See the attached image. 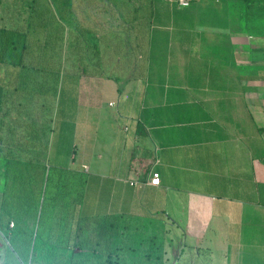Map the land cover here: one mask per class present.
Here are the masks:
<instances>
[{"label": "crops", "instance_id": "obj_1", "mask_svg": "<svg viewBox=\"0 0 264 264\" xmlns=\"http://www.w3.org/2000/svg\"><path fill=\"white\" fill-rule=\"evenodd\" d=\"M51 1L71 30L77 11ZM78 1L127 2L131 26L147 19L143 73L111 71L129 78L115 81L117 114L81 122L76 169L96 178L90 217L128 222L114 239L135 249L129 264H264V45L234 29L231 0ZM126 43L136 60L134 32ZM2 152L0 140V183ZM151 170L158 185L146 183Z\"/></svg>", "mask_w": 264, "mask_h": 264}, {"label": "rangeland", "instance_id": "obj_2", "mask_svg": "<svg viewBox=\"0 0 264 264\" xmlns=\"http://www.w3.org/2000/svg\"><path fill=\"white\" fill-rule=\"evenodd\" d=\"M231 1L234 29L247 34L249 38L256 40L258 45H264V0ZM17 2L20 4L21 11L20 25L25 23L22 17L28 14L26 7L29 5H31L30 16L35 22L40 20L45 22L47 19L45 11L49 8L55 10V4L51 0H3V5L11 9L12 6L16 7ZM63 6L67 10L77 11L72 16L76 21L74 26L86 27L88 25L91 28L92 32L84 33L85 39L89 38L91 43L102 36H109L111 40H114L113 42L120 40L121 49L119 51H114V46H110L106 54L94 53L95 58L102 59L101 68L111 72L121 67H130L136 74L145 69V64L149 62L142 60L139 47H136L137 60L127 59L132 57L128 54L127 43L124 44L128 38L127 22L129 20L128 13H121L124 12L122 8L127 7V2L98 1L93 7L88 1L77 0L73 3L72 0H66ZM114 6L116 7L113 8ZM117 9L118 13H116ZM71 41L78 42L75 30H73ZM101 48L104 46L101 45ZM47 50L42 54L37 52L26 54L25 60L34 65L44 60L48 63L52 61V70L58 68V76L38 70L21 71V74L25 76L21 82L16 76L18 69L0 65V85L4 86L8 93L0 112V140L4 152H11L12 155L20 158L34 157L38 154L37 152H41V149L39 151L38 148L22 147L29 142L28 137H36L38 129L43 130L42 138L48 144L47 163L50 168L47 175L55 181L57 170L76 169L81 161L82 152L79 150L84 136L82 120L89 117L96 123L95 120L103 116V113L109 116L117 114V103L123 99V96L116 90L115 81L123 82L129 78L114 77L111 74V77L105 78L97 76L82 78L81 66L77 61L81 50L77 52L66 47V55L64 51L55 54L51 49L47 48ZM90 51L94 52L91 46ZM18 52L15 51V56ZM113 56L115 62L107 61ZM170 64L171 62H168V66ZM150 65L152 71L160 72L161 67L164 69L167 62L151 61ZM152 78L155 77H151L150 80L153 81ZM140 82L137 85L139 100L147 89L144 82ZM15 87L19 88L17 92L10 94ZM153 102L159 104V99L154 98ZM31 120L37 122L32 125V135L26 137L25 124ZM79 170L82 171V168ZM83 178L82 197L78 204V215L82 220L79 221V234L74 241L76 246L73 255L74 264H129L134 262L135 249H131L126 242L117 246V241L114 239V233L118 234L119 231H123V226L126 230L129 229L128 222L123 223L116 218H91V213L97 206L96 178L89 176L87 172L83 174ZM51 184L47 185L46 195L48 196L54 191ZM36 228V225L33 226V234ZM42 253L43 251L40 250L39 258L36 260L30 261V257L24 260L19 259L7 238L0 233V264H41Z\"/></svg>", "mask_w": 264, "mask_h": 264}, {"label": "trees", "instance_id": "obj_3", "mask_svg": "<svg viewBox=\"0 0 264 264\" xmlns=\"http://www.w3.org/2000/svg\"><path fill=\"white\" fill-rule=\"evenodd\" d=\"M3 4V0H0V65L18 69L16 76L21 82L25 79L21 71L38 70L58 76V68L52 70V61L48 63L44 60L34 65L25 60L26 54L34 52L42 54L47 48L55 54L64 51L65 55L66 47L77 52L81 50L77 61L80 63L83 75L111 77L110 71L101 68L102 59L95 58L94 53L106 54L110 46H114V51H119L121 49L120 40L113 42L114 40H111L109 36H102L91 43L89 38L84 37L85 32L87 34L92 32L91 28L74 26L71 30H67L65 21L68 20V16L58 4L55 5V10L49 8L45 11L47 17L45 22L33 21L30 16L31 5H29L26 7L28 14L22 17L25 23L21 25L20 6L19 9L15 6L10 9ZM122 9L124 12L121 13H128L127 7ZM72 20L75 19L72 18ZM146 21V17L142 15L137 19L136 26L133 24L131 26L129 21L127 22V30L130 34L134 32L135 49L139 47L142 52L139 55L142 56L144 62ZM73 30L76 31L78 42L71 41ZM124 44L126 45V42ZM101 45L104 48H101ZM90 46L94 52L90 51ZM15 51H19L17 56H15ZM90 54L93 57L89 56ZM107 61L115 62L116 60L114 61L113 56ZM142 73L143 71L129 78H136ZM18 89L13 88V93L10 92V94H15ZM7 95L4 86L0 85V112ZM36 122V120H31L25 124L26 137L32 135L31 128ZM43 135V130L38 129L36 137H28L29 142H26V146H21L26 149L38 148L39 151L41 149V152H37L38 154L34 157L20 158L12 155L11 152H2L1 160L4 171L0 183V233L7 238L19 259L24 260L30 257V261L36 260L42 250L41 264H74L73 255L76 249L74 241L79 234V221L82 220L78 215V204L82 197L84 172L77 169L57 170L56 180L49 178L47 175L50 168L47 163L48 144L43 140ZM48 183L54 188L50 196L46 195ZM35 225L37 228L33 234ZM53 226H56L57 234H51L50 229Z\"/></svg>", "mask_w": 264, "mask_h": 264}, {"label": "built area", "instance_id": "obj_4", "mask_svg": "<svg viewBox=\"0 0 264 264\" xmlns=\"http://www.w3.org/2000/svg\"><path fill=\"white\" fill-rule=\"evenodd\" d=\"M177 3L180 6H188L191 0H176ZM159 180H160V176L159 173L155 170H151L150 174H149V179L147 180V184L150 185H158L159 184ZM130 184L131 185H138V181L137 180H130ZM12 225V224H11Z\"/></svg>", "mask_w": 264, "mask_h": 264}]
</instances>
